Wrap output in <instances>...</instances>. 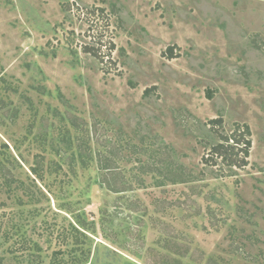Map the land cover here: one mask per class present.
I'll return each mask as SVG.
<instances>
[{
  "label": "rangeland",
  "instance_id": "obj_1",
  "mask_svg": "<svg viewBox=\"0 0 264 264\" xmlns=\"http://www.w3.org/2000/svg\"><path fill=\"white\" fill-rule=\"evenodd\" d=\"M64 251L264 264V0H0V264Z\"/></svg>",
  "mask_w": 264,
  "mask_h": 264
},
{
  "label": "trees",
  "instance_id": "obj_2",
  "mask_svg": "<svg viewBox=\"0 0 264 264\" xmlns=\"http://www.w3.org/2000/svg\"><path fill=\"white\" fill-rule=\"evenodd\" d=\"M225 141H226V143H228L229 145H231L230 144V142H232L233 141V144L234 145H236V146H238L239 145V143H240V141L239 140H234L233 138H226L225 139ZM246 149H244V150H240L241 152H244L245 153V155H246V157L249 155V147L251 146V143H250V141H247L246 142ZM221 148V146H218V149H220ZM231 148H233V146L231 147ZM215 149H216V147H215ZM241 149H243V148H241ZM234 163V162H233ZM232 163V164H233ZM237 165V164H236ZM243 165H246V163H244ZM109 167H107V168H105L103 165H102V169H108ZM32 173L34 174V175H36V176H39V170L38 169H36V168H32ZM115 184V186L116 187H114V188H108V189H110L111 191H113V192H115V193H119V192H123L124 190H122V189H124V187H122L121 189L119 188L120 187V185H122V183L120 182V183H114ZM111 187V186H110ZM74 229H76V228H74ZM77 230V229H76ZM65 239V238H64ZM65 241V240H64ZM65 251L62 253V258L60 259V260H58L57 261V263L56 264H87V262H84L86 259H87V257H88V255H86V254H82V256L83 257H79V256H75V254L74 253H71L70 255H69V259H65V257H63V255H65ZM74 254V255H73Z\"/></svg>",
  "mask_w": 264,
  "mask_h": 264
}]
</instances>
